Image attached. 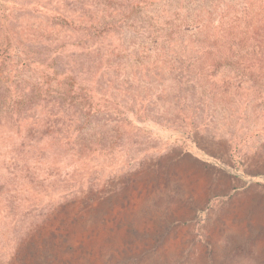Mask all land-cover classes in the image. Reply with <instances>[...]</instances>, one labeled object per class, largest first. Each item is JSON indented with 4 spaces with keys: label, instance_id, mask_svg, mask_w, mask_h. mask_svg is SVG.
<instances>
[{
    "label": "rangeland",
    "instance_id": "obj_1",
    "mask_svg": "<svg viewBox=\"0 0 264 264\" xmlns=\"http://www.w3.org/2000/svg\"><path fill=\"white\" fill-rule=\"evenodd\" d=\"M0 264H264V0H0Z\"/></svg>",
    "mask_w": 264,
    "mask_h": 264
}]
</instances>
